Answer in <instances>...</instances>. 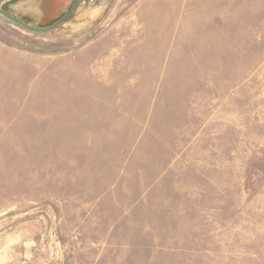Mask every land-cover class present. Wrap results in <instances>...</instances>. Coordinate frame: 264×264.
I'll use <instances>...</instances> for the list:
<instances>
[{
  "label": "rangeland",
  "instance_id": "1",
  "mask_svg": "<svg viewBox=\"0 0 264 264\" xmlns=\"http://www.w3.org/2000/svg\"><path fill=\"white\" fill-rule=\"evenodd\" d=\"M0 264H264V0L0 15Z\"/></svg>",
  "mask_w": 264,
  "mask_h": 264
},
{
  "label": "water",
  "instance_id": "2",
  "mask_svg": "<svg viewBox=\"0 0 264 264\" xmlns=\"http://www.w3.org/2000/svg\"><path fill=\"white\" fill-rule=\"evenodd\" d=\"M7 0H0V15L4 16L5 18L25 27L28 30L35 31V32H47V31H52L53 29L57 28L59 25H61L67 18H69L75 11L78 3L81 0H76L75 3L72 5L70 10L64 14L61 18H59L55 23L48 27H42V28H37V27H32L28 23H26L24 20L20 19L19 17L11 14L9 11H7L5 8H3V4Z\"/></svg>",
  "mask_w": 264,
  "mask_h": 264
},
{
  "label": "bare ground",
  "instance_id": "3",
  "mask_svg": "<svg viewBox=\"0 0 264 264\" xmlns=\"http://www.w3.org/2000/svg\"><path fill=\"white\" fill-rule=\"evenodd\" d=\"M35 1H36V0H30V1L28 0V2H26V3H25V1H21V2H19L18 4H16L15 7H16L18 10L27 13L26 10H29V6H30L31 4H33V2L35 3ZM29 2H30V3H29ZM29 11H30V10H29ZM31 14H32V13H31Z\"/></svg>",
  "mask_w": 264,
  "mask_h": 264
},
{
  "label": "crops",
  "instance_id": "4",
  "mask_svg": "<svg viewBox=\"0 0 264 264\" xmlns=\"http://www.w3.org/2000/svg\"><path fill=\"white\" fill-rule=\"evenodd\" d=\"M9 1H10V0H9ZM6 2H7V1H6ZM10 5H12V3H11ZM11 7H13V5H12Z\"/></svg>",
  "mask_w": 264,
  "mask_h": 264
}]
</instances>
